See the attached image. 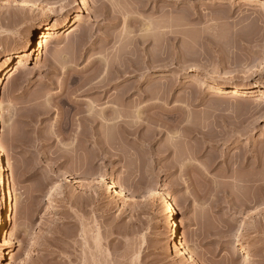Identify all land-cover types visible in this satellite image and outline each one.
Listing matches in <instances>:
<instances>
[{
    "label": "rangeland",
    "instance_id": "rangeland-1",
    "mask_svg": "<svg viewBox=\"0 0 264 264\" xmlns=\"http://www.w3.org/2000/svg\"><path fill=\"white\" fill-rule=\"evenodd\" d=\"M56 23L1 96L0 264H189L159 194L198 264H264V0H0V71Z\"/></svg>",
    "mask_w": 264,
    "mask_h": 264
},
{
    "label": "bare ground",
    "instance_id": "bare-ground-1",
    "mask_svg": "<svg viewBox=\"0 0 264 264\" xmlns=\"http://www.w3.org/2000/svg\"><path fill=\"white\" fill-rule=\"evenodd\" d=\"M12 1L20 2L21 0H12ZM75 22H77V21H75ZM65 28H66L65 26H61V25L56 23L52 27L48 28L46 30V32L41 33L36 37L32 36L27 41L26 45L24 46V48L19 53H17L14 56L11 55V56L7 57V60L4 63L5 64L4 69L2 71H0V116H1V96H2L3 90L5 89L6 82L8 80H10L16 72L24 69L27 66V64L30 63L31 58H36V57L39 58V57L43 56L45 49L51 43H53L55 40H57V38H59L61 32H63V30ZM19 56L28 57V59L26 61L21 60L15 64L13 61L16 57H19ZM127 68H125V69H127ZM126 73H128L127 70H126ZM126 73L124 71H122L118 75L122 76V75H125ZM116 75H117V73H116ZM119 79H120V77H119ZM108 81H107V84L111 83ZM95 87H97V86H95ZM104 87L106 88L105 85H104ZM114 88H117V87H114ZM102 90H103V88H102ZM108 92H109V90H105L106 94H108ZM256 92H260V91L257 90ZM102 97H103V95H102ZM118 112L117 111L111 112V113H113V115H115L114 118H116V116L118 118H120ZM104 114H106V112H104ZM120 114H122V113H120ZM110 120H108V121H110ZM110 128H111V126L109 127V129ZM0 133H1V127H0ZM90 135H92V134H90ZM108 135H110V133ZM87 138L90 140L91 136H89ZM100 138H101L100 139L101 141H102V138L104 139L103 136ZM88 139H87V141H88ZM101 141H99L98 139L97 140L93 139V142L95 143L96 147H99V144ZM100 148H97V149H100ZM6 171L7 170L5 167L4 158H3V155L1 153V148H0V202H1L0 235L2 232L5 233V231L7 230L8 222L11 221L13 219V217L17 216V214H19V210H20V201H19L18 197L16 195H14L13 190L11 189V187L9 185V181L7 179ZM102 183L104 185L105 191L112 192L115 195H119V197L122 199L124 204L127 205L130 202L134 201L126 189H124L120 186H117L113 182H109V181L104 180ZM158 199L164 202L165 215L167 216V218L172 220V223L169 226L170 228L167 231V235H168V239H169L170 243H172L173 252H179V256L186 258L188 260L189 264H198V262L194 258L193 253L191 252V249L187 246L186 242L184 241L183 237L181 236V234L179 232V224L177 223V220L175 217V204H174L173 200L170 197H168L167 199H164L162 197V195H160V194L158 195ZM23 231H24V229H23ZM1 244L2 243H0V254H2L4 248L6 247L7 239L4 238L3 244L2 245ZM247 260H248V257L246 256L244 259V262H246Z\"/></svg>",
    "mask_w": 264,
    "mask_h": 264
}]
</instances>
